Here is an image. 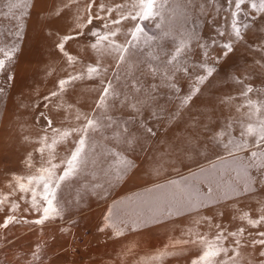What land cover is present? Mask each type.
I'll return each instance as SVG.
<instances>
[{
	"label": "rangeland",
	"instance_id": "374dc122",
	"mask_svg": "<svg viewBox=\"0 0 264 264\" xmlns=\"http://www.w3.org/2000/svg\"><path fill=\"white\" fill-rule=\"evenodd\" d=\"M255 3L259 5V0ZM101 4L105 10H99ZM139 11V0H0V59L6 62V69L0 71V197H7L0 204V264H191L203 251L204 245L194 242L201 236L227 249L213 264H264L260 255L264 245L254 243L264 239L259 235L264 222L249 223L264 217V168L247 167L264 164V152L250 155L256 150V132L246 133L249 124L258 130L264 121V12L253 9L251 0L241 5L236 17L239 40L231 28L235 0H157L156 16L112 23L121 14ZM137 23L144 32L134 41L136 46L129 47L127 61L117 64L118 56L106 51L108 41L91 47L97 39L89 35L93 29L101 35L115 31L111 39L126 44ZM65 36L74 37L64 44V53L75 58L71 63L57 48ZM181 42L185 45L181 55L167 64ZM225 42L233 48L227 57L219 47ZM205 50L208 66L216 71L197 85L196 77L206 74L199 67ZM97 64L100 75L89 79L87 67ZM149 66L161 73L166 67L180 92L159 87L155 99L139 106V112L128 108L127 101L120 105L123 95L107 101L115 107H97L102 81L112 80L122 94L125 77L160 84V75L142 76ZM77 74L81 78L63 91L58 88L59 80ZM249 85L253 90L242 95ZM192 87L200 90L181 107L178 97L188 95ZM52 92L57 95L45 100ZM143 95L137 93L133 99ZM44 116L52 120L51 128ZM86 116H111L117 123L89 133L75 175L57 192L59 215L51 213L52 218L35 223L42 212L30 203L31 190H19L15 177L25 178L21 182L37 189L36 199L42 205L43 182L29 185L26 178L48 168L50 157L59 165L52 170L54 177L63 172L61 161L71 154L80 133L43 153L37 151L41 137L52 145L60 139L52 129H80ZM141 123L155 135H146ZM124 127L137 138L131 150H126L123 137H117ZM222 131L223 143L231 138L237 144L247 142L248 147L232 155L223 147H217L215 154L202 149L199 156L188 150L187 141L195 133L210 139ZM13 203L19 207L10 211ZM198 203L207 206L197 207ZM5 217L15 220L4 227ZM117 231L122 234L115 235ZM221 231L224 237L217 241Z\"/></svg>",
	"mask_w": 264,
	"mask_h": 264
},
{
	"label": "snow or ice",
	"instance_id": "6c2138e0",
	"mask_svg": "<svg viewBox=\"0 0 264 264\" xmlns=\"http://www.w3.org/2000/svg\"><path fill=\"white\" fill-rule=\"evenodd\" d=\"M232 0H229V3H231ZM246 2H249V0H235V7L236 11L232 12V21H231V28H232V34L235 36L237 40L241 39V31H240V24L238 20L236 19L237 13L241 11V5L245 4ZM139 4L141 6V11L137 12L135 15H123L121 14L116 20H113V24H120L125 20H139L144 21L148 20L154 16L157 15V12L155 11L157 0H139ZM251 7L253 9H257L259 12H264V0H259V5L255 3V0H251ZM92 8V5H88V9L90 10ZM120 5H116V9H120ZM99 10H105V6L103 4L100 5ZM107 11L112 12V8H108ZM88 23H92V17L89 15ZM104 27H107V24L104 25ZM159 27V25H157ZM246 27V25H245ZM144 32L143 26L141 23H137L133 29L130 30V36L131 39L126 44H118L115 40L111 39L112 37L116 36L115 31H109L101 35L98 30L93 29L92 32L89 34L92 37H96V43H93L91 47L96 48L97 44L101 41H108V47L106 49L108 54H115L118 56L117 64H121L122 62H125L129 59L128 53H129V47H135L134 41H138L140 39V34ZM15 35H19V29H17V32ZM167 35V33H165ZM219 35H224L223 32L219 33ZM74 39V37L71 36H65L61 38L60 43L57 44V48L64 53V44L66 41ZM152 39L151 37L144 40V43L147 44L148 41ZM185 45L183 42L179 46H177L174 49V52L170 55L169 59L167 60V64H171L178 56L181 55L182 51L184 50ZM204 46H202L203 48ZM219 47H222L225 51L223 55L227 57L229 53L233 51L232 43L231 42H225L219 45ZM12 51H15V45L12 47ZM68 59V61L71 63L75 58L72 57L68 53H64ZM151 54V53H150ZM4 55L8 57L9 59L10 54L9 52H4ZM202 55L205 57L204 62H202L199 67L204 69L205 75H200L196 77V84H203L208 77H210L216 69L214 67H209L207 63V51H202ZM157 57L153 56V59H156ZM217 62H219V58H217ZM6 69V62L4 59H0V71H4ZM168 69L165 67L163 73H161L159 68H152L149 66L147 73L142 74L143 77L146 76H152L153 78H156L157 75L161 76V83L156 84H147L146 79L142 77H135L129 81L127 77H125V83H124V89L126 91L122 94L120 91H118L114 86L112 80H109L107 83H104L102 81L103 90L100 94V98L97 101V107L103 108L107 110L108 108L115 107V105H109L107 101L109 99H120L121 95H123V99L120 100V105L124 106L125 102L127 101V107L130 108L133 112H139V106L149 104L152 100L155 99V96L153 93L157 91L159 87H168L172 89L174 92L179 93L180 89L177 87V85L172 82V78L170 76H167ZM88 78L91 79L93 77L100 75V68L97 64L96 66L89 65L86 69ZM128 75H132V73H129ZM12 75H8V80H12ZM81 78L80 74H77L76 76H71L67 79H61L57 82L58 88L63 91L66 86L71 83L75 79ZM115 79H119V75L116 74L114 76ZM165 80H167V83H165ZM130 88V91H127ZM3 89H0L2 91ZM198 87H192L190 89V92L188 95H185L183 97H178L181 101V107L186 106L188 101L192 99V97L199 92ZM253 89L249 85L247 86L246 90L242 95L247 96L248 92H251ZM143 93V99L136 98L133 99L134 95L137 93ZM56 92H52L49 94V97H45V100H48L50 97L56 96ZM230 99V98H229ZM248 105H252V101L247 102ZM47 107V105H45ZM257 112H259V107H257ZM158 113H153V115H157ZM179 114V111H177L176 115ZM43 116V114H42ZM46 121V124L48 128L52 127V120L49 119L47 116L43 117ZM80 117L78 116L77 119ZM86 123L83 125L80 129H65L63 131H60L59 129H52L53 132L58 133L60 139L53 140L52 145H49L46 143V137H41V147L37 149L38 152L43 153L44 149L53 147L58 142H63L68 137H70L74 132L80 133V138L75 141V147L71 150V154L65 159L62 160L61 163L64 165V170L61 172L58 176L54 177L53 169L59 167V165L53 163L54 157H50L48 160L49 167L48 168H40L38 169L39 175L35 177H27L28 184L31 185L33 183L39 185L42 183V191L39 193L41 200L43 201V204L40 205L36 199L38 192L36 188L29 189V186L25 183L21 182L25 178L23 177H15L17 180V186L20 191L27 192L31 190L32 198L30 203L32 204L33 208L38 211L42 212V216L40 219L34 221L35 223H42L45 219L52 218L50 216L51 213H55L56 215H59V212L57 211V208L55 207V201L57 198V192L61 187L62 182H65L67 180H70L76 173L77 168L79 167V164L81 162V157L84 152V146L86 142L90 140L89 133L97 134L104 128H112L114 124H116L115 118L111 116H101V117H94V116H86L85 117ZM107 121V123H101V121ZM228 129H231L232 123L229 122ZM140 128L142 131L148 135H155L152 128L147 127L141 123ZM253 132H256V139H255V147L256 150L252 151L250 155L252 157L257 156L258 152H264V121L261 122V125L258 130L254 129L251 124H249L246 128L247 134H252ZM224 132H219L213 135L210 139H202L199 133H195L194 138L190 137L187 141V147L188 150L195 153L196 155L201 154V150H211L213 154H215V149L217 147H223L225 151H228L230 155H232L233 152L239 151L241 149L247 148L248 144L247 142H244L242 144L234 143L233 139L229 138L227 143H223L220 140V137L224 136ZM241 135H245L244 132L241 133ZM228 136L231 137V132H228ZM117 137H123L122 142L126 144L128 147L126 150H131L133 147V144L136 141V136L134 133L130 131L127 127H124L122 130L117 131ZM114 156L119 157L120 153H113ZM207 158V157H205ZM233 159H236L235 156L232 157ZM29 166H31V155L29 154V157L27 158ZM247 167H256V168H264V164H256L252 163L247 165ZM247 190V188L245 189ZM209 193L212 191L211 188L208 189ZM7 199V197H0V204L4 203V201ZM189 206H191L192 197L189 196ZM208 199L211 201V203L215 204V201L211 199V197H208ZM197 207H206L207 205H204L203 203L196 204ZM19 206L15 203H13L12 208L10 211H14ZM169 214L171 215V210H169ZM15 220V217H5L4 224L2 226L7 227V225ZM264 222V217H261L260 220L256 221H249L250 224L255 226L258 223ZM101 230H103L101 228ZM239 231H243V229H240ZM115 235L122 234L121 232L117 231L114 232ZM229 235L235 236L236 233H229ZM260 236H264V232L259 233ZM224 237L223 231H221L217 236L216 240L219 241ZM202 245H204L203 251L201 254L194 258L191 262V264H213L214 258L218 256L221 252L226 253L227 249L222 247H216L214 244L207 242L204 237H199L197 241ZM237 244H239V240L236 241ZM254 243H258L260 245H264V239L254 241ZM261 256H264V251L260 253ZM223 264H227V261L223 262Z\"/></svg>",
	"mask_w": 264,
	"mask_h": 264
}]
</instances>
